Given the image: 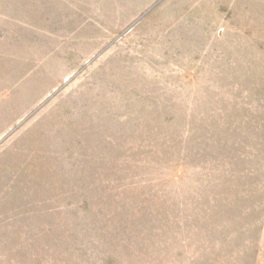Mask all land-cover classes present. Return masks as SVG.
Listing matches in <instances>:
<instances>
[{"label": "rangeland", "instance_id": "obj_1", "mask_svg": "<svg viewBox=\"0 0 264 264\" xmlns=\"http://www.w3.org/2000/svg\"><path fill=\"white\" fill-rule=\"evenodd\" d=\"M0 264H264V0H0Z\"/></svg>", "mask_w": 264, "mask_h": 264}]
</instances>
